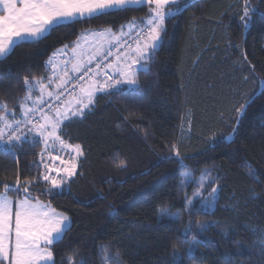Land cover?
<instances>
[{"label": "trees", "instance_id": "16d2710c", "mask_svg": "<svg viewBox=\"0 0 264 264\" xmlns=\"http://www.w3.org/2000/svg\"><path fill=\"white\" fill-rule=\"evenodd\" d=\"M184 3L175 2L181 11L166 20L150 71L139 75V92L129 94L127 86L112 94L98 92L84 119L66 122L65 139L81 144L85 153L71 183L39 197L44 182L33 187L34 198L71 221L51 246L55 264H66L69 257L98 264L101 244L119 249L127 264H172L173 245L186 238L189 221L184 195H192L194 180L205 170L220 178L214 185L218 202L214 214L192 217L201 243L188 256L183 255L187 245L178 246L179 264H264V0H188L187 8ZM248 6L256 11L245 29L241 17ZM146 12L147 6L113 10L18 43L0 59V101L19 119L24 78L47 79L46 60L56 48L73 45L85 30L118 31ZM249 98L253 102L233 141H226L236 124L235 109ZM173 144L185 158L184 167ZM42 147L24 144L14 154L0 147V190L15 184L18 171L22 180L37 175L33 164ZM119 160L124 167L116 166ZM186 172L193 173V182L184 188L180 180ZM161 207L180 212V221L158 219ZM197 220L214 226L201 233Z\"/></svg>", "mask_w": 264, "mask_h": 264}, {"label": "snow or ice", "instance_id": "6c2138e0", "mask_svg": "<svg viewBox=\"0 0 264 264\" xmlns=\"http://www.w3.org/2000/svg\"><path fill=\"white\" fill-rule=\"evenodd\" d=\"M0 5L3 6V15H0V59L6 58L18 43L38 41L62 25L85 18L111 15L113 10H139L147 6V12L142 20L137 21L133 18L121 25L118 31L108 28L103 31L84 32L82 37L86 43L89 36L94 38L89 45V47L95 45L91 54L85 51L78 39L74 42L75 46L65 45L64 49L57 50L54 54H61L71 47L72 57L64 62V69L54 64L50 58L47 63L53 71L46 80L25 77L26 94L20 102L22 119H17L14 111L10 117L8 104L0 101V147H3L7 154H14L24 144L31 147L43 146L39 162L33 164L37 169V175L22 180L18 171L15 184L5 183L2 185L3 190H0V264H55L51 246L63 238L71 226V221L66 214L58 212L50 203L34 198L33 187L41 181L44 182L45 191L37 192L36 195L39 197L51 195L53 190L62 191L64 185L71 183L78 174L80 158L85 153L81 144H72L65 139L66 122H71L73 118L84 119L86 114L92 111L97 92L112 94L121 90L122 86H127L129 94L139 92V75H147L150 71L149 62L163 40L166 20L179 13L181 9L175 6V0H0ZM188 6V0H185L184 8ZM255 11V9L251 10V13L246 11L241 19L250 22L248 18L250 14H255ZM247 26L248 23L245 24V27ZM129 36L132 37V43L123 39ZM113 48L117 49L115 59L107 64L103 63L106 57L113 55ZM93 61L96 62L97 70L86 69L85 65L92 64ZM69 62L72 63V73L92 71V76L85 84L74 85L78 88L79 94H74L72 101H61L63 93L58 90L63 89L71 79L67 70ZM101 77L104 79H100ZM76 79L83 80L84 75ZM49 85L53 86L52 90H49ZM261 85H264V81H261ZM34 92H39V95L33 97ZM252 102L253 98H249L235 109L236 124L232 128V133L224 138L226 141H233L246 108ZM45 104L47 110L42 107ZM171 150L180 166L184 167L185 158L180 155L177 145L173 144ZM49 160L53 162L59 160V165L50 164ZM125 164L124 160H119L116 166L124 167ZM244 166L249 175H256L250 164L245 162ZM192 178L193 173H184L180 185L188 187L193 182ZM219 179L218 176L212 177L204 171L200 174L192 195L185 193L183 210L189 215L188 224L183 229L186 238L179 241V245H173L172 264H179L180 257L175 251L178 246L187 245L184 248V256L190 255L200 246L201 242L196 239L193 232L192 217L197 212L205 215L214 214L219 191L218 186L214 185H219ZM205 192L208 194L205 195ZM197 203L201 204V208L196 207ZM165 218L177 222L180 221L181 214L171 212L168 207H161L158 219ZM213 226L199 220L195 223V227L201 233ZM189 236L191 239H187ZM261 244L264 245V239L261 240ZM97 252L98 264H127L119 249L113 252L107 244L99 245ZM66 264L84 262L69 257Z\"/></svg>", "mask_w": 264, "mask_h": 264}, {"label": "rangeland", "instance_id": "374dc122", "mask_svg": "<svg viewBox=\"0 0 264 264\" xmlns=\"http://www.w3.org/2000/svg\"><path fill=\"white\" fill-rule=\"evenodd\" d=\"M177 2V1H176ZM253 9H255V7L254 6H248L247 8H246V11L247 12H249V13H251V10H253ZM245 11V12H246ZM245 15V14H244ZM250 16H251V14H250ZM250 16H249V18H248V20H250ZM246 23H248V26L247 27H245V29H247L248 27H249V24H250V22H248V21H246V20H243V24H244V26H245V24ZM109 27H104V28H100V29H89V30H85V31H83L80 35H79V37L77 38V40L75 41V42H77L78 41V39H79V42L81 43V46L85 49V51L88 53V54H91L92 53V51H93V49H94V47H95V45H92V47H89V45L91 44V42L94 40V38L93 37H91V36H89L88 37V43H86L85 41H84V39H83V37H82V34L84 33V32H86V31H88V32H96V31H103V30H105V29H108ZM125 31H127V29H125ZM131 36H129V37H124L123 39L125 40L126 39V41L127 40H129V38H130ZM64 46L65 45H63V46H60V47H58V48H56L55 50H54V52H52V54L48 57V59L46 60V67H47V69H48V71H49V73H48V76L52 73V71H53V68L51 67V66H49L48 65V61H49V59L50 58H52L53 59V63L54 64H58L59 66H60V68L61 69H64L65 68V61H69L70 60V58L72 57V50H71V47H69L66 51H64V52H62L61 54H58V55H54L55 53H57V50H61V49H64ZM72 46H75V43H73V45ZM159 46V45H158ZM124 49H121V51H123ZM116 52H117V50L115 51L114 49H113V55L112 56H109V57H115V54H116ZM99 59V58H98ZM112 59V58H111ZM110 59V60H111ZM115 59V58H114ZM110 60H108V59H104V63L106 64L107 62H109ZM87 65V64H86ZM85 65V68L86 69H89V66H91V67H96V62L95 61H93V63L92 64H90V65H87L86 66ZM71 67H72V63L71 62H69L68 64H67V70H68V72H69V77L71 78V79H69V81H68V83H66L65 85H64V87H63V89H59L58 91H60V92H62L69 84H70V82L73 80V79H75L76 78V76L77 75H80V74H85V72H81V73H72L71 72ZM97 70V69H96ZM95 70V71H96ZM62 74V73H61ZM90 76H92V73L89 75V76H86L84 79H83V81H82V83H86V81L88 80V78L90 77ZM102 79H104V77H101ZM56 79H58V78H56ZM67 79V78H66ZM46 80V79H45ZM52 88H53V86L52 85H49V90H52ZM98 93V92H97ZM77 94H78V92H77ZM76 94V95H77ZM39 95V92H34L33 93V97H35V96H38ZM73 99V98H72ZM72 99H70V100H67V101H72ZM49 102H51V101H49ZM29 104H31V101H29L28 102ZM47 106V104H45V105H42V107H46ZM12 110H9V116L11 117V115H12ZM23 118V116H22V114L20 113V118L19 119H22ZM229 135V134H228ZM227 135V136H228ZM226 136V137H227ZM53 154H55V153H53ZM47 159V158H46ZM48 163H55L56 165H59V160H57V161H55V162H53V161H48ZM41 170H43V169H41ZM205 171H207L209 174H210V172L208 171V170H205ZM204 172V171H203ZM52 175H56V173H52ZM211 175V174H210ZM200 177V176H199ZM199 177L196 179V180H194V185H195V189H194V191L196 190V182L199 180ZM208 191H210V188L208 189ZM205 195H207L208 193L207 192H205L204 193Z\"/></svg>", "mask_w": 264, "mask_h": 264}, {"label": "built area", "instance_id": "2783aa9c", "mask_svg": "<svg viewBox=\"0 0 264 264\" xmlns=\"http://www.w3.org/2000/svg\"><path fill=\"white\" fill-rule=\"evenodd\" d=\"M127 42L128 43H132V37H130L129 38V40H127ZM115 51L117 50L116 48H113ZM109 57H106V59H108ZM89 69H91L92 71H95V69H96V67H91V68H89ZM92 71H88L87 73H85V74H80V75H84V78L86 77V76H89L91 73H92ZM80 75H77L76 77H78V76H80ZM82 81L83 80H78V79H73L71 82H70V84L62 91V93H63V95L60 97V100L61 101H67V100H70V99H72L73 98V95L75 94H77V92H78V88H75L74 87V85L75 84H80V85H82ZM57 103H59V101L57 102ZM45 108V110H47V106L46 107H44Z\"/></svg>", "mask_w": 264, "mask_h": 264}, {"label": "crops", "instance_id": "0c3cea01", "mask_svg": "<svg viewBox=\"0 0 264 264\" xmlns=\"http://www.w3.org/2000/svg\"><path fill=\"white\" fill-rule=\"evenodd\" d=\"M176 1H178V0H175V2H176ZM18 6H19V5H18ZM0 15H3V6H2V5H0ZM114 58H115V57H113L109 62H111L112 60H114ZM109 62H107V63H109ZM107 63H106V64H107ZM87 65H90V64H87ZM87 65H86V66H87ZM87 67H88V66H87ZM89 67H91V66H89ZM100 79H102V78H100ZM68 81H69V80H68ZM83 84H84V83H83ZM83 84H82V85H83ZM78 94H79V91H78ZM78 94H77V95H78ZM96 94H97V93H96ZM58 212H59V211H58Z\"/></svg>", "mask_w": 264, "mask_h": 264}]
</instances>
